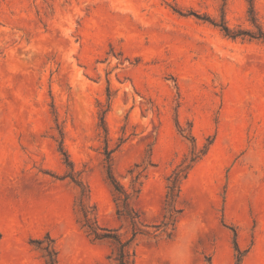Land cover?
Wrapping results in <instances>:
<instances>
[{
	"label": "rangeland",
	"instance_id": "rangeland-1",
	"mask_svg": "<svg viewBox=\"0 0 264 264\" xmlns=\"http://www.w3.org/2000/svg\"><path fill=\"white\" fill-rule=\"evenodd\" d=\"M249 9L0 0V264H47L46 245L60 264H114L83 206L124 239L142 232L136 264H174L182 247L183 264H235V237L241 264H264V39L222 29L255 32ZM193 153L172 208L168 176ZM109 164L135 224L117 212Z\"/></svg>",
	"mask_w": 264,
	"mask_h": 264
},
{
	"label": "trees",
	"instance_id": "trees-1",
	"mask_svg": "<svg viewBox=\"0 0 264 264\" xmlns=\"http://www.w3.org/2000/svg\"><path fill=\"white\" fill-rule=\"evenodd\" d=\"M249 3H250L249 20L257 29L255 32L243 30V29L233 30L227 25H223L222 29L225 31L227 35H229L232 38L249 35L251 38L264 39V27L258 16V12L255 7V1L249 0ZM101 119H102V125L106 132L107 129L105 126V118L102 117ZM61 152L65 157L66 164L70 168L69 176H71L73 181L83 191L84 187L82 185V181L77 179L74 175V171H75L74 164L73 161L70 159L68 152L64 150V147L62 146H61ZM106 155H107V159L109 160L110 150L108 149V147L106 148ZM199 157L200 155H195L193 153L189 162L185 160L182 164H179L168 176L169 183L167 186L168 191L166 193V198L169 200L166 201H168V204L172 208L174 207V202L176 201L174 200V198L177 195L175 191L176 190L180 191L182 181L188 176L189 170L194 166V164L196 163ZM107 175L110 183L112 184L114 190L118 194L119 199L121 201V204L120 206H118L117 209L118 214L124 215L127 219L131 221L132 224H135L139 216L137 213L132 214L128 208L129 200L131 198V193L128 192L126 189H124V187L116 179V177L112 173L111 164H109ZM137 179H139V176L135 177L133 179V182L134 183L137 182ZM136 191L139 192L140 188L137 189ZM82 211H83V216L85 218L83 227L86 229L87 233L90 236H92L94 240H106L109 241L114 246L112 253L108 256V259H112L114 264H136V258H137V251L135 247L136 240L138 234L142 232L134 229L132 236L127 239H124L120 234L116 233L115 229L101 226L98 223L97 217L96 216L92 217L90 211L85 206L82 207ZM175 223L176 220H174L173 222L171 221L164 222V230L166 231L169 228L170 224L175 225ZM236 234L237 233L235 231V235ZM0 237H1V232H0ZM234 244H235V250L237 251L235 264H241L245 253L239 247L236 237L234 239ZM44 249L46 251L47 264H60L58 260V251L55 246L46 245Z\"/></svg>",
	"mask_w": 264,
	"mask_h": 264
},
{
	"label": "clouds",
	"instance_id": "clouds-1",
	"mask_svg": "<svg viewBox=\"0 0 264 264\" xmlns=\"http://www.w3.org/2000/svg\"><path fill=\"white\" fill-rule=\"evenodd\" d=\"M186 253H187V248L182 247L178 249L174 254H173V261L174 264H183L185 258H186Z\"/></svg>",
	"mask_w": 264,
	"mask_h": 264
}]
</instances>
